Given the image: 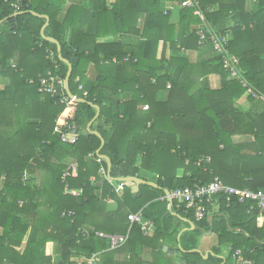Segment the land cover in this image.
<instances>
[{
	"label": "trees",
	"instance_id": "obj_1",
	"mask_svg": "<svg viewBox=\"0 0 264 264\" xmlns=\"http://www.w3.org/2000/svg\"><path fill=\"white\" fill-rule=\"evenodd\" d=\"M64 1L0 0V78L9 80L0 91V264H77L76 258L110 248V240L96 233L122 235L125 243L141 239L140 227L128 221L129 214L139 212L154 223L155 240L176 236L177 220L165 217L164 190L204 185L214 178L239 189H264V112L236 107L244 97L264 106L246 93L249 87L264 96V0H253L250 10L248 0H195L194 8L164 0L176 6L166 13L162 0H89V10L72 6L67 11L87 26L83 32L73 27L69 42L70 26L56 23ZM17 2L19 12L12 7ZM35 14L48 16V36L72 65L70 94L84 102L61 104L37 92L40 77L51 72L65 79L68 68L56 44L41 33L44 19ZM204 24L229 35L228 51L239 60L245 86L230 78L208 40L199 45L196 31ZM98 37L122 39L98 44ZM206 49L214 54L210 59L192 61L191 54ZM90 65L98 71L94 82L85 76ZM210 75L219 78L218 89L196 87ZM164 92L166 100L159 101ZM94 106L99 111L94 122H102L96 128L99 136L92 133L93 124L86 130L96 115ZM57 120L76 127L74 144L60 140ZM235 136H252L254 150L233 143ZM101 157L110 161L108 176L99 175L107 168L105 160L98 162ZM70 165L76 167L63 179ZM142 172L156 177L158 187L142 184L133 194L124 186L119 196L108 181L138 178ZM66 186L82 194H65ZM95 190H101L98 199ZM109 199L118 204L116 218L99 225L93 215L104 211ZM160 199L162 208L153 209ZM216 203L220 215H214L211 225L196 223L217 235L214 254L230 247L242 250L254 264H264V213L260 216L253 203L225 196L216 197ZM175 207L193 220L192 210L173 202ZM107 224L114 228H105ZM90 225L93 230H84ZM49 242L57 246L56 263L46 255ZM191 255L196 254L183 257Z\"/></svg>",
	"mask_w": 264,
	"mask_h": 264
},
{
	"label": "crops",
	"instance_id": "obj_2",
	"mask_svg": "<svg viewBox=\"0 0 264 264\" xmlns=\"http://www.w3.org/2000/svg\"><path fill=\"white\" fill-rule=\"evenodd\" d=\"M253 0H248L247 2V9L253 8ZM167 3L163 4L164 7H166ZM72 6H80L84 9L89 10L90 9V2L89 0H65L63 8L59 11L56 17V23L69 25L70 27L67 28V34H66V41L69 42L71 35H72V28L76 27L79 31H86L87 26L84 24H80V22L76 21L73 16H68L67 11ZM173 12V11H172ZM36 16L44 19V26L41 29V33L46 34V38L52 39L48 36L49 30H48V23L49 18L48 16L43 15H37ZM46 17V18H45ZM67 18V21L64 22V20ZM173 21L176 22V16L173 17ZM2 25V22H0V27ZM122 39V38H121ZM117 37H98L95 39L96 43L98 44H109V43H116L117 41L121 40ZM214 54L211 52L210 49H206L205 52L202 55L196 56L195 54H191L190 58L193 62H200V61H206L210 59ZM10 65L14 66L15 61L14 59L10 60ZM241 74V73H240ZM98 75V71L94 65H90L86 72V80L87 82H94L96 77ZM9 84V80L6 78H0V91H2L4 88H6ZM202 87L207 88L210 90H216L219 88V78L214 75L207 76L205 78H202L198 81L196 87ZM76 98L75 96H73ZM167 98V92L159 93L158 94V100L159 101H165ZM236 107L243 112H255L256 114L264 112V106L259 102H252L248 101L244 98L239 99L237 102ZM94 122V121H93ZM91 121V125L93 124V131L99 134L96 130V128L101 125L100 122H94ZM59 123V120L56 121V124ZM99 123V124H98ZM88 127V125H87ZM110 126H106L104 129L108 130ZM226 127L228 128V124L226 123ZM87 130V129H86ZM233 143L236 145L242 146L244 149H247L248 151L254 150V138L252 136H235L232 138ZM101 160L106 161V157L99 158ZM107 162V161H106ZM107 170V172H105ZM104 171V169H100L99 175H109L108 174V163L107 168ZM105 173V174H104ZM182 174V170L178 171V175L180 176ZM102 178V177H101ZM138 179L140 181H143L149 186H152L154 188L157 186V179L154 176H151L146 173H140ZM108 181L113 185V187L116 190V193L120 196L122 188L124 186L129 187L131 189V192L133 194L137 193L139 190V186L142 185L139 184L137 186V189H135L134 183H128V182H116L114 181V178L112 180L108 178ZM123 184L122 187L119 185ZM99 183L96 182V186H98ZM167 191L164 190V194H166ZM95 195L97 199L101 195V190H95ZM153 209L160 210L162 208V201L161 199L159 201H156ZM254 206V205H253ZM118 208V204L116 200L109 199L106 201V207L104 211L101 213H95L93 215V220L95 222H98L99 225H102L104 222H107L108 218H116L114 213L116 212ZM167 213L165 214V217L168 215H171L177 220V223L175 224V227L177 228L176 236H165L163 238H160L158 240L154 239V233H155V227L152 233L148 234L147 236H143L141 239L132 240L131 242H124L119 243L116 248L112 249L111 247L109 249H101L99 252L95 253L94 255L97 258V261L95 264H217V260H221L222 262L220 264H225L226 262L228 264H236V261L232 258V254L229 252L228 247L227 248H220L221 253L218 255H215L213 252V249L218 248V238L217 235L213 234L210 230H205V228H201L200 226L196 225V222L194 219L188 218V213L184 212L181 214H178L175 210L172 209V204L166 205ZM219 205L216 203L211 207V216L212 219L214 218V215H220L219 214ZM260 215V214H259ZM192 216V214H191ZM261 216V215H260ZM193 218V216H192ZM211 219V222H212ZM188 222H191L193 225H189ZM211 222L210 225H211ZM129 225V223H128ZM94 225H90L88 227H84V230L87 232L93 230ZM107 227L112 229L114 226L112 225H106ZM202 234L203 238L196 239L197 235ZM112 237L119 239L120 237H123L122 235L116 234ZM104 239H108L107 237H101ZM166 247V248H164ZM163 249L165 251H163ZM115 250V251H114ZM240 250V249H239ZM242 252V250H241ZM57 246L49 242L46 244V255L50 256L52 258V262L56 263L59 260V257L57 255ZM183 254H196L191 255L188 259H185L183 257ZM230 256V257H229ZM85 257L76 258L75 262L77 260H81ZM214 258V259H212ZM228 260V261H227ZM249 260V259H248ZM207 261L206 263H204ZM252 261V260H251ZM187 262V263H186ZM253 262V261H252ZM254 264V262H253Z\"/></svg>",
	"mask_w": 264,
	"mask_h": 264
},
{
	"label": "built area",
	"instance_id": "obj_3",
	"mask_svg": "<svg viewBox=\"0 0 264 264\" xmlns=\"http://www.w3.org/2000/svg\"><path fill=\"white\" fill-rule=\"evenodd\" d=\"M159 1V0H158ZM167 3L164 8V13L172 12L175 10L176 6L171 2ZM15 12H19L21 10L19 3H15L12 5ZM180 8H194L197 7L195 0H180L179 3ZM194 15L199 17L202 21H204L203 14L199 9L194 10ZM204 27H200L196 31V35L198 36L199 45H204L208 40L211 44L213 51L220 57L221 63L225 70L229 71V75L231 79L238 80L240 84L246 85L245 80L242 78L239 72V60L233 55L229 54L228 51V34H218L209 29L205 24ZM49 57L51 61L55 64L53 59V53H49ZM126 61V59H125ZM56 67V64H55ZM28 83L30 85L34 84L33 80H29ZM167 88H170L168 85ZM81 90V86L78 88ZM37 92L42 95H47L53 99H58L61 104H68L73 99L69 98L64 89V79L60 78L58 75L48 72L45 77H40L37 81ZM246 93L252 99L261 101L264 103V96L254 91L252 88L247 87ZM147 106L143 107V110H147ZM55 132L60 135V140L66 144H74L79 137L77 129L74 125L68 124L66 121H59L56 124ZM100 160H98L99 162ZM72 167H76L74 165H70L67 169L66 173L63 175V179L69 176V170ZM105 174V173H104ZM120 187L123 184L119 185ZM65 194H70L73 197H79L82 194V190H70L67 186L64 189ZM219 196H225L227 199H234L237 203L242 204L244 202H250L255 205L256 209L259 211V214L262 215L264 213V189L253 191L248 188H235L232 186L224 185L218 178H214L212 182L204 185L195 184L192 187H184L182 189H176L174 191L168 192L162 198V200L166 201L168 204H172L173 202H177V207L183 204L186 210H192L193 219L196 222H202L206 220L207 222H211V208L215 203V198ZM65 213L62 215L64 216ZM67 216H72L73 213L69 212L66 214ZM128 221L130 224H137L140 227V231L144 236L152 233L154 230V223L150 220H145L142 216V213L129 214ZM83 235H87L84 231ZM98 237H107L110 240V247L112 249L116 248L119 243L124 242L125 238L120 237L116 239L109 235H104L102 233H96ZM229 252H232V258L236 261V264H253L251 260L246 259L241 250L237 249L232 251L230 247H228ZM97 258L95 255L89 258H83L81 260H77V264H95Z\"/></svg>",
	"mask_w": 264,
	"mask_h": 264
},
{
	"label": "water",
	"instance_id": "obj_4",
	"mask_svg": "<svg viewBox=\"0 0 264 264\" xmlns=\"http://www.w3.org/2000/svg\"><path fill=\"white\" fill-rule=\"evenodd\" d=\"M46 18V17H45ZM47 41H49V42H51V43H54V44H56V46H57V53H58V57H59V59L63 62V63H65L66 65H67V73H66V77H65V79H64V89H65V92H66V94H67V96L69 97V98H71V99H73L75 102H84L83 100H81V99H76V98H74L71 94H70V91H69V89H68V80H69V78H70V76H71V71H72V65H71V62H68V61H66V60H63L62 58H61V55H60V47H59V45H58V43L54 40V39H49V38H45ZM72 61H74V60H72ZM95 107V109H96V115H95V117H94V119H93V121L96 119V117L98 116V108L96 107V106H94ZM92 121V122H93ZM90 125H91V122L88 124V127H87V131H89L90 130ZM93 134H95V135H98L99 136V134H97L96 132H92ZM103 140H101V147L103 146ZM101 147H100V149H101ZM106 161H107V163H108V174H110V168H111V164H110V161H109V159L108 158H106ZM114 181H116V182H128V183H134V185H135V189H137V186L139 185V184H143V183H145V182H143V181H140L138 178H136V177H127V178H117V179H114ZM168 193V192H167ZM170 206H171V204H170ZM189 223V225H193L191 222H188ZM164 248H166V247H164ZM163 251H165L164 249H163Z\"/></svg>",
	"mask_w": 264,
	"mask_h": 264
},
{
	"label": "rangeland",
	"instance_id": "obj_5",
	"mask_svg": "<svg viewBox=\"0 0 264 264\" xmlns=\"http://www.w3.org/2000/svg\"><path fill=\"white\" fill-rule=\"evenodd\" d=\"M198 238H200V239L203 238V237H202V234L197 235L196 239H198Z\"/></svg>",
	"mask_w": 264,
	"mask_h": 264
}]
</instances>
